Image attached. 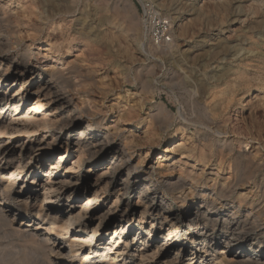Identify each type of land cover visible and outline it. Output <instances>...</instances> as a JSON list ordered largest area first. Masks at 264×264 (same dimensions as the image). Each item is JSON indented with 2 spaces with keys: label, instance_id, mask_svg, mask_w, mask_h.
I'll use <instances>...</instances> for the list:
<instances>
[{
  "label": "rangeland",
  "instance_id": "rangeland-1",
  "mask_svg": "<svg viewBox=\"0 0 264 264\" xmlns=\"http://www.w3.org/2000/svg\"><path fill=\"white\" fill-rule=\"evenodd\" d=\"M27 1L29 3L34 1L33 3L31 2L34 5L33 9L37 6L34 10L36 13H40L35 18L33 17L32 20L33 22H37L43 30L39 34L37 33L36 38H33L32 36L25 37L22 25H20V28L18 26L15 27L16 30L18 29L17 31L24 35L21 34L24 39L21 42V46L14 49L13 53L20 55L24 50L28 49V54L31 55L30 66L34 69H39L41 72L51 71L53 67L57 66L56 68L63 70L70 69L68 71L82 75V77H74L76 73L72 74L69 83L61 79L60 82H62L60 84L62 86H69L66 87V90H69L66 94L68 97L70 95L75 106L77 105L81 109L98 110L99 114L106 116V121L103 125L106 130H109L115 136L118 154L123 156L121 161H128H125V164L120 166V170L124 172V175L115 184L108 185V182L106 184L108 179L101 177L106 171V166L99 172L91 175L89 184L85 188L84 199L77 202L74 211H78L84 200L91 196L94 182L97 184V188L101 189L100 198L105 202L106 207L101 209L98 214L92 216L89 213L87 214L85 220L88 221L84 234H76L77 228L74 227H72L70 232L61 228L63 216L60 211H70V208H67L65 204L58 206L52 204L45 207L40 216L37 217L40 210L42 191H39L40 195L35 196L32 191L24 189L23 178L15 183L9 192L4 193V203L6 207H9L4 209H6V212L8 211V216L11 211H16L15 218L18 221L16 228L21 231L27 230L30 226L39 222L47 224L55 217L57 228L52 231V236L57 237L58 242L64 245L63 249L56 246L57 251L59 249L64 254H68V257L65 259H59L56 255L52 258L50 257L54 264H63V262L64 264H110L113 257L117 254V250L107 252L105 251V247L117 241V236H112L111 233L113 224L98 232V234L103 236H100L101 238L98 241H94L90 246L86 243L90 229L96 225V217L107 208L115 211L118 216L124 212L127 203L135 207L138 202L140 189L146 186L145 183H148V193L160 195L165 207L170 208L171 213L179 216L183 214L185 199L190 197L193 191L189 187H185L172 194H166L164 189H158L157 184L154 183L155 179H159V174H166L169 171L172 176L180 174L183 177H199L209 186L211 184L212 186L214 184H223L229 176L230 180L232 179V171L229 170L233 165L232 162L226 161L221 167V173H218L219 161L217 159L210 160L205 165L199 156H197L204 146L210 144L206 140L207 136L205 134L211 135L203 126H198L200 125L199 119L204 112L202 111L204 109L202 106L205 104L204 95L206 92L204 91L206 88L215 85L214 79H212L214 74L222 72L223 69L235 71L238 67L239 62L231 56L233 51L240 48L248 49L251 42H258L257 40L260 39L256 34L262 32L261 30L264 29V25H262L264 24V0H232L230 4L231 8H229L230 13H228L229 15L227 13L224 14L223 20L220 17L217 18L211 12L210 15H213V18L210 16L213 20L211 24L219 26V28L221 27V31L211 30V25L204 20L205 15L196 16L199 22L197 26H193V29L188 24L191 19V13H187V10L192 6L198 11L201 10V6L205 0H146L148 1L147 7H152L159 13L162 19L165 18L170 21L172 44L175 47L173 46L168 54L159 53L158 49H153L150 45L149 38L145 39L144 33L148 34V27L143 23L145 22L144 19H146L144 18V13L147 7L144 8L139 3V0H120V11L104 13L103 17L106 19L100 22V24H97L96 21L95 23L89 22L88 24L75 21V18H78L79 14L83 11L84 5L86 3L88 5V1H90L80 0L79 10L75 12L74 18L68 17L66 18L68 21L66 24L58 26L56 23H53L54 26L48 28L47 26L45 27L44 20L42 19L49 13L50 7H47L51 0ZM45 1L49 3L47 4ZM211 1H216L218 4L223 2V0ZM6 3L7 0H0V15L8 13L15 8L16 10H20L21 8L16 0L9 2V6H6ZM3 6L6 7L3 8ZM253 6L256 7L257 13L253 12ZM36 18L37 21H35ZM216 21L217 24L215 25ZM130 23H134L135 25L133 31L129 30ZM199 25H203V27ZM180 31L186 34L187 32H191L190 36L193 39H190L189 35L184 40L178 38ZM77 33H80L81 36ZM206 33L209 35L207 36ZM47 38L49 42H55L54 46L58 48L59 53L72 48L76 42V49L78 51L75 52L74 56L62 61V63L66 62L65 68L61 63L53 64L50 58L42 57V54L46 52L43 50L47 49ZM141 43H143V46H141ZM149 70L152 76H154L150 77L151 79L148 78V86L142 89L139 74ZM170 73L182 76H179L180 80L169 81L168 76L171 75ZM83 79H85L84 82ZM261 82H253V84L241 83L238 81L236 75H228L221 85H218L219 88L214 90L226 89L229 94L224 98L222 97L223 100L220 102L216 101L211 106V109H209L211 116L208 115L211 121H213L212 124L217 128L220 127L218 129L222 133L219 135L220 139L232 145L230 147L233 150V154H250V159H253L252 162L260 166V170L256 173L255 178L246 179L244 180L245 182L238 183L235 188L234 198L228 201L230 206L227 210L228 212H232V210L235 211L233 207L236 208V205L239 203L238 199L241 196L244 198V202H242L241 208L238 211L240 215H245L246 211L252 208L254 209L253 214L259 210L264 212V197L260 196V187L264 183V92L261 91V88L264 86V79ZM17 85L18 83L16 82L9 90L8 95L13 94L14 90H17ZM72 86L75 88L72 89ZM5 100L0 105H5ZM32 102L33 100L29 98V101L24 105L23 112L32 107ZM160 105L168 113V119L161 128H154L152 124H148L147 127L133 130L131 127L124 125L127 122L137 123L146 119L148 117L146 114L149 111L148 109ZM45 113L49 112L45 111ZM22 115L20 123L21 125H25V128L28 130L27 133L25 132V136H30L31 131L36 129L35 127L40 129L42 125L44 126L43 114H39L36 111L34 114L24 115L23 113ZM95 119V117L90 119L85 117L84 122L86 123L88 120L94 122ZM203 131H205V134ZM49 141L50 139H47L42 144L46 146ZM177 142H181L183 145L175 147ZM124 144L127 145V150L121 151ZM211 144L212 146L216 145L214 142H211ZM182 146L186 148L193 147L194 151L189 154ZM47 148H49L48 150H55L54 156L56 158L62 155L66 149L64 144H60L59 142L49 144ZM67 148L76 149L73 144H68ZM19 152L18 148H15L12 153L6 152L4 154L0 152V191L8 187L9 176L15 169L18 157H25L26 159L29 156L24 155L23 152ZM91 154L90 156H95V159H100V153L95 155V152H91ZM165 155H167L166 159L163 158ZM74 158V156H71L68 161H73ZM117 164L119 165L120 162H117ZM128 170L140 173L142 181L138 189L133 188L130 182L124 186L122 180L125 179V172ZM149 171L153 174L151 173L152 176L147 177V172L150 174ZM37 177L40 183L46 180L44 171L37 172ZM97 179L98 181L96 182ZM149 182L153 183L149 184ZM24 185L29 186V181ZM123 187L126 192L116 204L114 203V189ZM197 190L201 191L202 187H198ZM57 207L58 209H56ZM160 213L162 215L164 212L160 209ZM1 215L3 217V212L0 210ZM125 215L131 226L127 227L130 231L125 233V238L122 241H128L129 243L133 240L134 235H137V227L141 225V222H138L140 214L139 211L133 213L129 210L125 211ZM159 217L161 216L159 215ZM144 220V227L146 229L142 228L143 234L149 229L150 224V219L147 216L144 217ZM186 220L180 219V224L176 226V231L172 234L173 238L168 244V246L174 245L175 247L168 250L167 257H164L165 259L160 261L154 260V263L153 261H149L147 264H163L164 260L169 261V259L175 258V253L173 252L178 251L180 253L177 257L180 258L179 264L187 262L185 261V255L189 252L190 247H194V245L191 246L190 244L192 234L185 233L183 229V223H186ZM120 225L123 226V224ZM113 226H118V224L116 223ZM4 227L0 224V264H39L41 254L39 253L40 255H38L33 249V245L23 237L24 235L20 234V232L17 233V231L12 232ZM168 228V223L160 226L156 222L153 231L160 230V233L154 238L149 239L154 246L153 249L157 248L165 240ZM39 235V237H43L42 232ZM109 238H112L111 243H109ZM252 239L251 233L245 231L234 236L228 247L232 253L248 252ZM225 242L222 241V245L218 247L208 248V257L211 258L216 255L218 249L225 246ZM146 247L147 244L143 246V248ZM79 248L80 252H78ZM87 255L89 258L85 259ZM122 258H124L123 261L126 260V264H132L134 256L128 254L122 256Z\"/></svg>",
  "mask_w": 264,
  "mask_h": 264
},
{
  "label": "bare ground",
  "instance_id": "bare-ground-1",
  "mask_svg": "<svg viewBox=\"0 0 264 264\" xmlns=\"http://www.w3.org/2000/svg\"><path fill=\"white\" fill-rule=\"evenodd\" d=\"M11 1L12 0H7L6 6H9V2ZM119 1L120 0H90L88 1V5H86L87 3H83L85 4V7H83V11L79 14V17L75 18V21L84 24H88L89 22L95 23L96 21L97 24H100V22L106 19L103 17L104 13H115L120 11ZM16 2L21 6L20 10H16L15 8L8 13L0 15V104L6 99L5 105H0V152L4 154L6 152L12 153L15 148H18L20 151L19 153L23 152L24 155L29 156L26 159L25 157H18L15 169L12 173H10L8 187L0 191V210L3 212V217L2 215L0 216V224L12 232L17 231V233L20 232V234L24 235L23 237H25L26 240L33 245V249L38 253V255L41 254L40 261H42V263L39 261V264H54L51 258L55 255L58 256L59 259H65L68 257V254H64L59 251V249L57 251L56 246L63 249L64 245L58 242L57 237L52 236V231L57 228L55 217L47 224L39 222L30 226L27 230L21 231L16 228L18 224V221H16L15 218L16 211H11L8 216V211L6 212V209H4L9 208L8 206L6 207V204L4 203V193L9 192L11 187L23 178L24 189L26 188L28 191H32L35 196L40 195L39 191H42L40 210L37 217L40 216L43 208L45 207L51 206L52 204H56L57 206L65 204L67 208H70V211H60L63 216L61 228L70 232L72 227H74L77 228L76 234H84L86 223L88 221L85 220L87 214L89 213L91 216L98 214L101 209L106 207L105 202L100 198V194L102 193L101 189H98L96 186L97 184L94 182L91 196L84 200L78 211H74L77 202L84 199L83 196L86 193L85 188L89 184L91 175L99 172L104 166H106V171L101 177H106V179H108L106 184L107 182L108 185L115 184L124 175V172L120 170V166L125 164L126 160L121 161L123 156L118 154L115 136H113L109 130H106L103 125L106 121V116L99 114L100 112L98 113V110L95 111L86 108L81 109L77 107V105L75 106L72 102V98H70V95L68 97L66 94L69 91L66 90V87L69 86H62L60 84L62 82H60L61 79L66 81V83L67 81L69 83L71 75H74L76 72L68 71L70 69L63 70L56 68L57 66L53 67L51 71L41 72L39 69H34L30 66L31 55L28 54V49L24 50L20 55L13 53L14 49L21 46L24 35H26L25 37L32 36L33 38H36L37 33L39 34V32L43 30L37 22H33L32 20L33 17L35 18L38 16V13H40H36L34 10L37 6L33 9L34 5H32V3L34 1H31V4L27 0H16ZM45 2L47 3V1ZM231 2L232 0H223L221 4H218L216 1L205 0L201 6V10L199 11L196 10L194 6L190 7L187 10V13H191V19L188 24H190L193 29V26H197V23L199 22L198 19H196V16L199 17L200 15H205L204 20L211 25V30L221 31V27L219 28V26L211 24V21H213V15L211 16L210 13H214L217 18L220 17L223 20V15L230 13L229 8H231ZM79 3L80 0H51L47 7H50V10H48L49 13L42 19L44 20L43 23L45 27H53L55 23L58 26L66 24V22H68L66 18L73 17L75 12H78ZM139 3H141L144 8L148 6V1L146 0H139ZM6 6H3V8ZM252 9L253 12H258L256 7L253 6ZM150 12L155 15H159V13L152 7H147V10L145 11L146 20L143 23L147 27L152 26L153 18L149 16ZM148 16L150 19H148ZM39 18L41 19V17ZM35 21H37V18ZM165 21L166 23L164 25L166 26V33L164 34V37L161 38L160 44L155 46L153 42H150L153 49H158V52L161 54L170 53L169 51L174 46L172 44L173 39L170 21L167 19H165ZM214 24L216 25L217 21ZM20 25H22V30L25 33L24 35L15 28L17 26L20 28ZM133 27H135L134 23H130L129 30L133 31ZM201 27H203V25ZM261 31L262 32L256 34L260 37V39L257 40L258 42H251L250 48H240L233 51V54L231 55L232 58L239 62L235 71L223 69L222 72L214 74L212 76L213 78H211L214 79L213 82L215 85L206 88L204 91L206 92L204 95L205 104L202 106L204 109L201 107L204 112L202 117L199 119L200 125L198 126H203L206 131L211 133V135L205 134V131H203V133L207 136L206 140L210 144H208V146H204L203 150H201L197 156H199L202 163L205 165L209 163L210 160L212 161L213 159H217L219 161L218 173H221V167L224 163H226V161L229 163L232 162V167L229 166V170L232 171V179L230 180L229 176L223 184H214L213 186L211 184V186H209L199 177H183L180 174L172 176L169 171L166 174H159V179H155L154 183L157 184L158 189H164L166 194H172L175 191L184 189L185 187H189V189H192L193 191L190 197L185 199L183 214L179 216L175 213H171L170 208L165 207L160 195L157 193L153 195L148 193V183H145L146 186H142L143 188L140 189L138 202L135 207L131 206L130 203H127L125 205L124 212L118 216L115 211L107 208L103 213H100L96 217V225L90 229L86 243L90 246L94 241H98L101 237H103L98 234L101 229L107 228L110 224L114 225L117 223L118 226L114 227L112 225L111 231L112 236H117V241L113 242L111 245L109 244V248L105 247V251L107 252L117 250V254L113 257L110 264H126V260L123 261L124 258H122V256H126L128 254L130 256H134L132 264H147L149 261H153L154 263V260L160 261L165 259L167 257L166 255L168 250L175 247L174 245L168 246V244L173 238L172 234L175 233L176 226L180 224V219H187L186 223H183V229L185 230V233L192 234L190 244L191 246L194 245V247H190L189 252L185 255V261H187L185 264H264V219H262V217H264V212L259 210L253 214L252 212L254 209L252 208L247 210L245 215L238 214L241 204L244 202V198L242 196L238 199L239 203L236 205V208L233 207L235 211L232 210V212H228L227 210L230 206L228 201L234 198L235 188L238 183H241L246 179L255 178L256 173L260 170V166L252 162L253 159H250V154V156L246 153L236 155L234 152L235 154H233V150L230 147L232 145L229 143L227 144L220 139L221 137H219V135L222 134L218 130L220 127H215L212 124L213 121H211L208 116L210 115L209 109H211V106H213L216 101L220 102L223 100L222 97L224 98L229 94L226 89L214 90L219 88L218 85H221L223 80L226 79L228 75H236L238 81L246 84L261 82L264 79V41H262L264 40V29ZM190 33L187 32L186 34L180 31L178 38L184 40L188 37V35L190 36ZM77 34L80 35V33ZM208 35L209 34H207V36ZM147 36L148 34L144 33L145 39L148 38ZM166 37H168L169 40H166ZM191 38L193 39L192 36H190V39ZM54 43L55 42H49V39L46 40L47 49L45 48V50H43L46 52L42 54V57L50 58L53 64L61 63L64 67V65L66 66V62L62 63V61L66 58L74 56L75 52L78 51L76 49V42L72 48H68L62 53H59V50L56 46H54ZM141 46H143V43H141ZM149 68L151 67L149 66ZM139 75L141 78L142 89L148 86V78L154 76H152L150 70L146 72L144 71ZM77 76L82 77V75H78V73H76L74 77ZM179 76L173 73L168 76V80H180ZM84 81L85 79H83V82ZM16 82L18 83L17 90H14L13 94L8 95L9 90ZM72 87V89L75 88L74 86ZM261 91L264 92V86L261 88ZM29 98L33 100L32 107L23 112L24 105L29 101ZM148 110L149 111L146 112L148 115L146 119L137 123L127 122L124 125H126V127H131L133 130L147 127L148 124H152L154 128H161L168 119V113L166 110L161 105L153 108L150 107ZM36 111L39 114L44 115V126L42 125L40 129L35 127L36 129L31 131L30 136H25V132L27 133L28 130L25 128V125H21L20 123L22 121V114H34ZM45 111H48L49 113L46 114ZM85 117H88L89 119L95 117L98 120L95 119L94 122H92V120H88L85 123ZM47 139H50V141L47 142L46 146H44L42 142ZM55 142H59L60 144L63 143L66 148L65 152L57 158L54 156L55 150H48L49 148H47L49 144H54ZM211 142L216 143L217 147H215L216 145L212 146ZM177 143L175 147L183 145L181 142ZM68 144H73L76 149H68ZM126 148L127 145L124 144L121 151H126ZM183 148L185 151H188L189 154L194 151L193 147ZM91 152H95V155L100 153V159L98 160L94 158L95 156H90L93 154H91ZM71 156H74L75 158L73 161H68ZM163 158L166 159L167 155ZM117 162H120V164L118 165ZM39 171H44V177L46 178V180L41 183L38 181L37 177V172ZM149 173L150 174L147 172V177L152 176L153 174L151 171H149ZM124 178L125 179L122 180L124 186L128 185L130 182L133 188L138 189L140 187L142 177L139 172L128 170L125 172ZM28 181L29 186L24 185ZM97 181L98 179L96 182ZM151 183L153 182H149V184ZM198 187H202V190L198 191ZM260 190V196L264 197V183L260 187ZM125 192L126 190L124 187L114 189V203L117 204ZM56 209H58V207ZM160 209L164 212L162 215L161 213L159 214ZM129 210L133 213L139 211L140 218L138 222H141V225L140 227H137V235H134L133 240L128 243V241L122 240L125 238V233L130 231L127 227H130L131 225L125 215V211ZM159 215L161 217H159ZM145 216L150 219L148 229L150 231L147 230L146 233L143 234L142 228H145ZM6 218L7 220H5ZM156 222H158L160 226L164 223H168L169 228L165 240L161 242L157 248L153 249L154 246L149 239L154 238L160 233V230L155 232L153 231ZM120 224H123V226ZM245 231L250 232L253 236L250 250L248 252L241 251L232 253L228 247L231 244V240H233L234 236ZM40 232L43 233V237H39ZM48 233H50V235H48ZM111 239L112 238H109V243H111ZM222 241H226L224 243L225 246L218 249L216 255L209 258L208 248L214 246L218 247L222 245ZM146 244L147 247L143 248ZM78 252H80V248ZM173 253H175V258L169 259V261L164 260L162 263L179 264L180 258H177L180 254L179 251ZM88 258V255L85 256V259Z\"/></svg>",
  "mask_w": 264,
  "mask_h": 264
},
{
  "label": "built area",
  "instance_id": "built-area-1",
  "mask_svg": "<svg viewBox=\"0 0 264 264\" xmlns=\"http://www.w3.org/2000/svg\"><path fill=\"white\" fill-rule=\"evenodd\" d=\"M149 14V13H148ZM153 18L152 21V26H148V38L150 42H153L155 46L160 44V40L162 37H164V34L166 33V26L164 25L166 23L165 20L161 19L160 15H155L150 12V15ZM148 16V19L150 17ZM144 18H145V13H144ZM146 19H144L145 21ZM166 40H169L168 37L165 38Z\"/></svg>",
  "mask_w": 264,
  "mask_h": 264
}]
</instances>
